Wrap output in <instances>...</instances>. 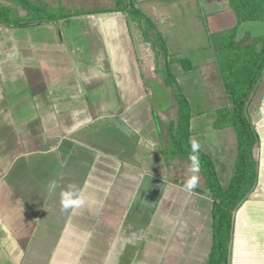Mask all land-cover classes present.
Listing matches in <instances>:
<instances>
[{
  "label": "rangeland",
  "instance_id": "rangeland-1",
  "mask_svg": "<svg viewBox=\"0 0 264 264\" xmlns=\"http://www.w3.org/2000/svg\"><path fill=\"white\" fill-rule=\"evenodd\" d=\"M40 1L53 6L62 4L68 12L72 13V16L69 15L70 17L57 22L44 20L39 24L28 26L23 25L24 23L20 27L0 25V94L4 98L16 96L26 98L30 102L34 101L35 106L25 107L27 109L29 107V113L39 120L43 109L42 106L36 105V101L38 98L49 100L50 111L48 113L50 119L52 118L50 128L55 127L53 117H55L56 124L58 117H61L60 120H65L66 126L63 125L61 135L90 120L89 122H92L98 129L100 136L109 138L107 139L108 144H104L102 148L112 153L113 150L121 149V153L117 155L118 158H114L110 156L111 153L106 154L98 150L97 156H94L96 160L92 158L89 164L90 168L86 167V161L82 159L80 164L83 167L81 166L80 169V178L102 179L105 187L106 183L110 186L108 191L104 187L103 193L109 196L108 194L113 192L114 200L116 197H121L128 206L127 212H121L117 204L114 208V203L107 202L105 196H99L98 193L99 198H95L97 200L96 212H53L56 208L50 209L47 219L51 224L54 216L56 224L60 227L69 225L74 218V225L81 230L77 244L64 249L65 258L56 259L62 264H78L82 256L80 264H203L202 253L195 252L197 255L190 256L188 248L193 242L198 247L203 246L202 240L205 241L207 238L212 247V212L204 210L201 215H193L194 222L198 226L191 227L190 232L179 231L181 239L179 243L186 242L187 246L180 251V257L174 256L172 259L171 256L174 253L170 249L178 241L176 229L173 224H170L171 218L169 217L174 212H156L158 218L154 220L153 212L139 210L137 204L142 195L139 192L136 196L137 191H140L139 188L151 177L150 173L155 179L156 177L149 169L150 165H144L142 162H129L126 158L132 159L131 155L133 158L136 157L138 144L141 145L140 149L145 147L146 150H157L158 153L161 151L162 155H164L163 151L168 149V142H150L149 134L156 125L155 128L160 135L163 129L164 133L169 135L171 122L177 120V102L165 87L160 70L168 66L172 69L175 64L177 74L181 75L184 81L188 82L190 79L192 94L189 97L194 98L195 103L198 101L201 103L196 105L195 110L203 113L205 118L202 127H199L203 135L199 140L203 138L212 150L218 147L217 131L211 130L209 119L216 118V111L219 109L231 106V100L225 92L218 66L211 64L209 73L198 71L189 77L182 72L178 73V69L185 71L183 65L178 58L166 55L162 43L155 38L154 34L158 30L161 33L163 28L159 26L160 18H156L154 13L149 11L146 19H152L156 26L152 27V30L149 29L148 38L144 35L148 25L146 19L143 25L128 24L127 30L121 33L117 30L121 26L105 23L107 18H111L110 12L85 13L115 7V9H122V11H117V18L125 17L132 20L129 11L123 10L128 0ZM160 2L169 4L167 14L173 19L177 15L191 17L193 0H161ZM4 4L14 7L17 15H20V12L25 13L22 6L15 7L12 0H0V6ZM179 5L180 8L177 9ZM203 11L205 12L203 14H206L205 9ZM230 14L234 15L231 9ZM204 16L209 24L214 22V17ZM97 28L106 29L105 34L100 35L98 41L94 34ZM231 29H225V32L220 34L221 39ZM127 35H130L129 40H126ZM215 46L217 49L218 44ZM218 54L222 56L223 52L218 49ZM126 63H129V67L123 66ZM194 79L198 80L194 81ZM130 85L132 87L128 88ZM127 89L134 90L135 93L129 95ZM140 95L146 96L139 98ZM262 95H264V72L259 77L258 84L248 101L247 111L253 124L254 114ZM148 102L151 114L156 116L157 113L162 127L152 115L150 117L146 115ZM234 134L236 136L235 130ZM63 141L68 144L66 139ZM53 143L58 145L57 141ZM229 145L235 146L238 151L237 142L226 144V146ZM167 155H164L165 160L170 162L172 167L171 171L167 170V177L175 181L179 179V184H183L189 177L196 175V187L204 189L205 184L200 172L192 173L189 170L192 166L191 162L173 159V155L170 157ZM234 156L235 154H232L230 157L232 161ZM260 156L262 158V153ZM229 177L231 176L227 177L228 181ZM141 201L145 202V199L142 198ZM51 203L58 204V202ZM83 204H86V201ZM169 205L165 209L168 210ZM208 206L209 204L203 201V208L206 209ZM87 208L90 209V206ZM63 214L66 220L64 225L58 220L63 219ZM182 214L183 212H180L178 217L179 224ZM209 218V226H206L205 223ZM159 223L163 225H155ZM52 231L51 229V233ZM117 243L120 246L123 245L122 256L119 247H114ZM57 248L58 243L54 242L50 250L56 253ZM210 251L211 248L209 254ZM111 253H114L113 261L110 260ZM123 256L126 257L123 258ZM174 260L178 263H172L175 262Z\"/></svg>",
  "mask_w": 264,
  "mask_h": 264
},
{
  "label": "crops",
  "instance_id": "crops-1",
  "mask_svg": "<svg viewBox=\"0 0 264 264\" xmlns=\"http://www.w3.org/2000/svg\"><path fill=\"white\" fill-rule=\"evenodd\" d=\"M160 1L128 0L127 4L131 5L132 3L146 16L149 11L154 13L156 18H160L159 26L164 31L161 33L167 44L169 57L178 58V61L182 57L190 58L193 69L188 71L178 69V73L182 72L189 77L198 71L209 73L211 64L218 66L216 62L219 55L218 46L216 49L215 44L219 43L220 36H222L220 34L225 32V29L233 28L237 24L229 0H193L191 17L177 15L175 19L167 14L169 4H163ZM179 8L180 5L177 9ZM204 9L206 14H203ZM230 9L234 15L230 14ZM117 11H122V9L116 10L114 7L107 10V12H110L111 18H107L105 23L121 26L117 29L121 33L127 30L128 24L139 25V22L133 19L117 18ZM20 14L22 17L25 16V13L20 12ZM96 14L101 13L96 12ZM204 15L214 17V22L212 24L206 22ZM149 20L155 24L152 19ZM145 22L143 20L141 24L143 25ZM105 30L97 28L94 32L97 36L96 41L100 40V35L105 34ZM261 34H264V22L262 21L243 22L237 29L238 39H242L246 35L257 36ZM129 39L130 35H127L126 40ZM118 55L121 56L122 54ZM178 61L177 64L180 65ZM123 66L129 67V63ZM172 71L192 104V140L203 151H210L207 154H211L214 158L219 179L222 184H225L228 182L227 177L231 176L238 155L235 146H226L229 142H237L234 130L231 127L216 130L213 127L215 118L209 119V127L212 131H217L218 147L212 150L203 138L199 140L200 137H203L199 127H202L205 118L203 113L195 110L196 105L201 103L199 101L195 103L194 98L189 97L192 94L190 79L188 82L184 81L181 75L177 74L176 64L173 65ZM208 78H211V76H208ZM197 80L194 79V81ZM130 87L132 86H128V88ZM165 87L167 88L166 85ZM127 91L129 95L135 93L134 90L127 89ZM145 96L140 95L139 98H145ZM196 98H199V96H196ZM36 103L37 106H42L43 109L40 120L29 113V107L28 109L25 107L35 106L34 101L30 102L26 98L16 96L4 98L0 94V264H62L56 258H65L64 249H69L73 244H77L81 230L77 225H74V218L69 225L60 227L56 224V217L54 216L51 224L47 219L50 209L56 208L53 212H96L97 200L95 198H99L97 197L99 193V196H105L107 202L114 203V208L117 204L121 212H127L128 210L127 204L123 201L124 199L116 197V200H114L113 192L108 194L109 196L103 193L105 182L102 179L80 178L82 166L80 161L82 159L86 161V167L90 168L89 164L92 158L96 160L94 156H97L98 150L104 151L106 154L111 153L110 156L118 158L117 155L121 153V149L113 150V153L103 149L104 144H108L107 139L109 138L100 136L98 129L92 122H89L90 120L83 125L71 128L61 135L63 125L66 126L65 120H60L61 117H58L56 124L55 117H53L55 127L51 129L50 120L52 118L50 119L48 113L50 111L48 106L50 101L38 98ZM150 109L148 102L146 115L149 117L152 115L162 127L157 113L154 116L151 114ZM254 115V124L261 138L260 153H262V158L260 156L259 181L255 191L236 209L233 224L231 264H264V95L259 100ZM151 120L153 121V118ZM155 127L156 125L150 131V142H163L162 136ZM163 134L167 135L164 132ZM65 139L68 144L63 141ZM53 141H57L58 145L54 144ZM61 142L65 144H60ZM115 145L118 146V144ZM140 146V144L137 145L138 150L135 158L130 153L132 159H126L129 162H142L144 165H150L149 169L155 174L156 179L150 173L151 177L139 188L140 191H137L136 196L140 192L142 197L138 200L137 206L140 211L153 212L154 220L158 218L156 212H174L169 217L171 218L170 224H173L176 229L178 241L171 246L170 251L174 253L171 256L172 259L174 256L180 257V251L187 246L184 241V244L179 243L181 230L182 232H190L191 227L198 226L194 222L193 215H201L204 210L212 212L213 215V200L207 194L195 190L189 192L184 188V183L179 184L178 179L175 181L171 177H167V170L171 171L172 167L171 163L165 160V156L161 154V151L158 153L157 150H146L145 147L140 149ZM232 154H235L233 161L232 158L230 159ZM227 169L231 170L228 171ZM109 189L110 186L106 183L105 190L108 191ZM65 197H67V203L73 205L72 207L67 209L62 207V199ZM142 198L145 199V202L141 201ZM81 201H86V204L81 203ZM203 201L209 204L206 209L203 208ZM51 202H58V204ZM168 205L169 209L167 210L165 207ZM89 206L90 209L87 208ZM114 212L116 211L114 210ZM180 212H183V214L179 224ZM62 217L63 219L58 220L60 224L63 223L64 225L66 222L64 220L65 215L63 214ZM208 222H210V218L206 221V226H209ZM155 225L159 226L163 223ZM51 229L53 233H51ZM209 241L208 238L205 241L202 240L203 246L201 247L196 246L195 242L190 243L188 248L190 256L197 255L195 252H201L203 264L208 263L211 248ZM54 242L58 243L56 253L50 250ZM117 244H114V247H119L122 256L123 245ZM82 258L83 256L80 258L81 261L77 262L78 264L82 263ZM114 259V253H111L110 260L113 261Z\"/></svg>",
  "mask_w": 264,
  "mask_h": 264
},
{
  "label": "trees",
  "instance_id": "trees-1",
  "mask_svg": "<svg viewBox=\"0 0 264 264\" xmlns=\"http://www.w3.org/2000/svg\"><path fill=\"white\" fill-rule=\"evenodd\" d=\"M12 3L16 5L15 7L22 6L25 16L17 15L12 6L7 4L0 6V24L6 27H20L26 22L44 20L57 22L72 16L62 4L53 6L40 0H12ZM229 5L235 13L237 24L218 43V49L223 55H218L216 62L231 106L216 111L217 115L213 122L216 130L233 127L236 133L238 155L227 183L220 182L215 161L209 154L200 147L193 152L192 104L172 69L169 66L160 69L164 84L177 102V120L171 122L170 134L164 135V131L161 133L163 142H168L169 145L163 154L165 156L168 154V157L173 155V159L191 163L190 157H195L205 184L204 189L198 187L195 189L213 199V243L207 264H231L234 211L255 191L259 181L261 138L248 114L247 106L259 77L264 72V34L238 39L237 29L243 22H264V0H229ZM123 10H128L132 19L139 24L147 18L132 3L126 4ZM96 12L106 13L107 9L85 13ZM147 22L145 37L148 36L149 29L155 27L151 20L148 19ZM154 36L162 43L166 55H169L163 35L157 31ZM180 61L184 70L193 69L190 58L182 57Z\"/></svg>",
  "mask_w": 264,
  "mask_h": 264
},
{
  "label": "clouds",
  "instance_id": "clouds-1",
  "mask_svg": "<svg viewBox=\"0 0 264 264\" xmlns=\"http://www.w3.org/2000/svg\"><path fill=\"white\" fill-rule=\"evenodd\" d=\"M198 147H199V145L195 141H192L193 152H195L198 149ZM190 159L192 160V166L190 167L189 170L192 173H198L199 167H198V162H197L196 158L190 157ZM196 186H197V176L196 175L189 177L184 183V188L189 192L194 190ZM81 203H83V201H81ZM72 206H73L72 204L67 203V197L62 199V207L63 208L67 209V208H70Z\"/></svg>",
  "mask_w": 264,
  "mask_h": 264
},
{
  "label": "water",
  "instance_id": "water-1",
  "mask_svg": "<svg viewBox=\"0 0 264 264\" xmlns=\"http://www.w3.org/2000/svg\"><path fill=\"white\" fill-rule=\"evenodd\" d=\"M33 24H39V22H37V23H24L23 25H33Z\"/></svg>",
  "mask_w": 264,
  "mask_h": 264
}]
</instances>
